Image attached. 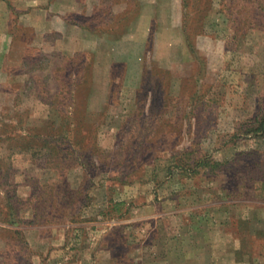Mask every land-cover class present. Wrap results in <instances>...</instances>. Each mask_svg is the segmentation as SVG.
<instances>
[{
  "label": "rangeland",
  "instance_id": "rangeland-1",
  "mask_svg": "<svg viewBox=\"0 0 264 264\" xmlns=\"http://www.w3.org/2000/svg\"><path fill=\"white\" fill-rule=\"evenodd\" d=\"M113 1L114 11L89 12L84 21L122 29L135 3ZM227 6H234L233 17ZM186 13L182 52L173 51L181 61L147 62L150 94L137 97L136 109L89 108L84 57L59 72L49 108L40 103L49 86L44 79L33 82L40 90L35 109L15 107L29 104L30 93L20 94L19 82L4 84L0 154L11 156L0 161V264H66L60 249L50 261L49 250L64 244L76 250L80 237L67 238L68 231L83 229L102 231L128 263L132 247L157 235L156 220L147 221L156 213L172 215L163 229L203 228L205 205L226 203L230 213L264 207V134L249 132L264 112V0H187ZM96 15L107 17L97 23ZM15 33L30 38L25 30ZM139 53L131 49L126 61L131 80ZM11 56L13 71L21 55ZM116 70L119 101L125 69ZM186 149L194 153L182 154Z\"/></svg>",
  "mask_w": 264,
  "mask_h": 264
},
{
  "label": "crops",
  "instance_id": "crops-1",
  "mask_svg": "<svg viewBox=\"0 0 264 264\" xmlns=\"http://www.w3.org/2000/svg\"><path fill=\"white\" fill-rule=\"evenodd\" d=\"M127 1L132 3L133 0ZM102 3V0H0V93L4 92L7 81L19 82V93H30V101L29 104L19 101L15 107L35 109L40 90L33 82L44 79L49 86L42 92L46 98H40V103L49 108L47 99L59 91H51L53 86H59V72L69 60L75 62L84 57L90 61L88 107L108 114H113L110 110L117 108L136 109L137 90L147 62L181 61L173 51L178 52L185 40L183 0H171L167 5L165 0L140 1L138 12L129 23L123 24L122 29L112 23L104 25L107 29L98 24L92 25L97 30L87 29L86 14L93 11L97 14L102 9L110 13L116 7L113 0L101 6ZM105 16L96 15L97 23L102 22ZM17 28L29 32L30 38H17ZM154 42L158 46L152 50ZM32 45H37L34 52H26L25 48ZM135 47L140 48L136 56L138 72L131 80L126 61ZM13 52H19L21 59L11 71L8 62ZM118 65L124 66L125 70L119 92L121 99L115 101ZM10 156L4 150L0 160ZM226 205H205L209 217L203 228L191 223L184 229L170 226L163 229L160 224L172 215H152L147 221L156 220L157 235L149 244L144 241L142 245L132 247L126 256L128 263L119 259L110 244L107 246V241L102 238L104 234L98 229H83L77 234L68 231L67 238L80 237L76 250H70L65 244L54 246L49 250V260L52 261L60 249L66 264H264V207H255L248 213H230ZM215 211L218 214L214 215ZM174 216L179 217L177 214ZM92 238L93 244L89 241Z\"/></svg>",
  "mask_w": 264,
  "mask_h": 264
},
{
  "label": "trees",
  "instance_id": "trees-1",
  "mask_svg": "<svg viewBox=\"0 0 264 264\" xmlns=\"http://www.w3.org/2000/svg\"><path fill=\"white\" fill-rule=\"evenodd\" d=\"M136 0H133L132 1V3H135L134 4V10H132V12L134 11V14H136V11L138 12V8H139V5H140V2L138 3V2H135ZM138 1V0H137ZM103 2V1H102ZM101 6H103V3H102V5ZM183 8H184V17H185V15L187 14L186 13V9H187V0H183ZM136 10V11H135ZM227 10H228V14H229V16L230 17H233L234 16V10H235V8H234V6H227ZM74 17H76L75 15H74ZM131 17H134L133 16V13H131V14H129V19H131ZM128 19V20H129ZM85 25V24H84ZM93 24H86L85 26H86V28L87 29H90V30H97V28H94L93 26H92ZM184 28H185V30H186V23L184 22ZM69 63H71V65L74 63V61H72V60H69L68 61V64ZM149 69V70H148ZM149 72V74H150V68L147 66L146 67V69L144 68V72H143V75H142V80H141V83H140V86H139V88H138V90H137V97H139V100H140V102L142 101V99H143V97H144V95L145 94H147V96H149V94H150V92L148 91V89L145 87V84H146V75H147V73ZM114 92H115V90H114ZM252 124H253V128L249 131L250 133H253V135H255V136H259L260 134L262 135V134H264V112H263V115L261 116V117H257L256 119H254V121H252ZM46 142V141H45ZM48 142V141H47ZM59 142V141H58ZM63 142H65V141H62V143H60V147H59V150L57 151V154L60 156L61 155V153H62V150H61V147L64 145V143ZM185 153H182V154H186V155H191V154H193L194 152L192 151V150H189V149H186L185 151H184ZM181 154V153H180ZM1 161V160H0ZM58 163V162H57ZM58 165H60V164H58ZM198 165L200 166V164L198 163ZM209 165V163L207 162L206 163V165L205 166H208ZM216 166V165H215ZM215 166H213V168L215 167ZM6 171L7 170H5V174H6ZM9 210H10V208H8V212H9ZM13 215H11V214H9V218L10 217H12ZM12 224H18L17 222H15V221H12Z\"/></svg>",
  "mask_w": 264,
  "mask_h": 264
}]
</instances>
